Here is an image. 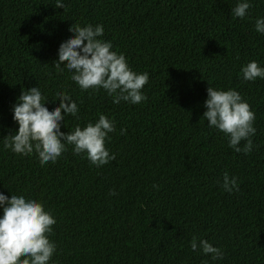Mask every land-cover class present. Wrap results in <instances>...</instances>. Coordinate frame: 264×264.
<instances>
[{
    "label": "trees",
    "instance_id": "obj_1",
    "mask_svg": "<svg viewBox=\"0 0 264 264\" xmlns=\"http://www.w3.org/2000/svg\"><path fill=\"white\" fill-rule=\"evenodd\" d=\"M62 2L0 0V194L36 200L54 217L48 264H264V79L241 72L252 61L264 68V34L255 31L264 0H249L243 19L232 13L238 0ZM89 24L103 26L99 39L132 71L148 73L145 101L114 104L55 67L71 25ZM31 87L49 111L60 104L57 92L77 103L78 118L66 115L62 132L101 114L114 120L105 147L115 160L97 167L67 145L41 165L35 153L6 150L4 137L18 130L13 106ZM208 87L235 90L250 105L256 132L247 155L202 117ZM225 172L238 181L231 194L221 187ZM193 237L223 259L193 251Z\"/></svg>",
    "mask_w": 264,
    "mask_h": 264
},
{
    "label": "clouds",
    "instance_id": "obj_2",
    "mask_svg": "<svg viewBox=\"0 0 264 264\" xmlns=\"http://www.w3.org/2000/svg\"><path fill=\"white\" fill-rule=\"evenodd\" d=\"M54 7L64 9L65 5L62 0H56ZM250 8L249 0H238L232 13L243 19ZM69 31L74 36L60 44L55 61V67L60 72L66 67L73 73L71 79L83 91L105 90L113 97L114 104L121 101L140 104L147 99L142 89L149 81L148 73L132 71L124 54L112 51L111 42L99 39L104 34L102 25H71ZM255 31L264 34V19L255 21ZM62 64L64 67H61ZM241 72L246 81L264 79V68L255 61L243 66ZM56 95L60 104L49 111L44 106L47 100L38 87L21 91L13 106V120L18 124V130L4 137L3 147L17 155L30 156L35 153L41 165L55 163L67 150V145L73 146L74 154H85L90 163L97 167L115 160V154H110L105 147L106 140L110 139L109 133L116 130L115 121L101 114L98 121L88 123L83 129L76 126L70 133L62 132L61 123L66 115L78 118L79 108L67 92H57ZM204 106L206 111L202 117L206 119L208 127L224 133L230 148L245 155L252 151L254 145L251 137L256 132L253 126L255 114L237 91L208 87ZM125 131L120 129L122 135ZM242 141L245 142L243 147L240 146ZM221 187L231 194L238 190V181L225 172ZM110 194L116 195L115 192ZM0 209L3 213L0 216V264H48L56 251V245L48 238L56 220L44 205L24 196L11 195L8 198L0 194ZM190 247L193 251H202L213 260L223 259L221 249L206 239L193 237Z\"/></svg>",
    "mask_w": 264,
    "mask_h": 264
}]
</instances>
